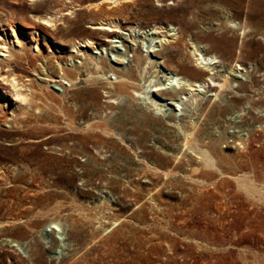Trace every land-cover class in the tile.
Wrapping results in <instances>:
<instances>
[{
	"label": "rangeland",
	"instance_id": "374dc122",
	"mask_svg": "<svg viewBox=\"0 0 264 264\" xmlns=\"http://www.w3.org/2000/svg\"><path fill=\"white\" fill-rule=\"evenodd\" d=\"M109 4L0 0V264H264V0ZM109 17L123 28L107 42L92 23ZM195 33L225 36L230 53H210L230 88L149 102L205 55Z\"/></svg>",
	"mask_w": 264,
	"mask_h": 264
},
{
	"label": "bare ground",
	"instance_id": "6f19581e",
	"mask_svg": "<svg viewBox=\"0 0 264 264\" xmlns=\"http://www.w3.org/2000/svg\"><path fill=\"white\" fill-rule=\"evenodd\" d=\"M108 2L110 3L109 5H112V9H113L121 3V0H108ZM79 3H81V2H79ZM102 4L103 3L92 4V2H91L86 7L84 4H80L79 7L89 9V10L102 11L104 9L102 7ZM76 6H78V5H76ZM74 8H76V7H74ZM63 11H65V10L64 9L57 10L53 16L51 15L49 19H46V22L47 23H54L55 19L60 17L61 14L63 13ZM74 12H77L76 9L74 10ZM92 26L97 28V29H103L102 32L106 35L105 40H107V42H110L112 40V38H115L116 36H118L117 33L119 32V29L123 28L121 26V23H120V20L118 19V17H109V18L103 19L101 21L99 20L98 23H92ZM38 27L39 26H34V30H38ZM137 27L139 28V26H137ZM131 28L132 27L130 26L129 29H131ZM194 37H195V42L203 43V44H206L208 46V49H207V52L205 53V55L201 54V53H199V56H197V54H193L196 56L195 57L196 58L195 65H181V64H179V65H176V67L173 68L174 70L169 75L165 76V78H164V76L159 77V80L163 81L164 83L167 80L169 82L167 83V85H165L163 83L164 86H161L159 83H155L152 86V88L150 86L151 89L149 90L148 93H150L152 95L150 96V98L148 97L149 95L147 96L149 102L153 103L152 101L156 100V98H158L159 101L160 100L164 101L166 99L167 100L172 99V100H175L176 102L182 103L183 101H187L189 97H191V99L193 101H196L198 99V97L200 96V93H202V92H207V93L208 92H210V93L214 92L213 95L216 96L220 91H223V90L230 88V85L232 83L231 80H235V76L234 75L231 76L230 74H232V73H228V75H225V74H222L221 70H216V68L213 65L215 63V59H220V58L222 59L223 56L222 55L218 56L217 54L211 55V53H210V52H212V49L218 50L219 47H220V49H225V52L230 53L231 49L226 47V45L228 43L226 41L225 36H222V38H221L222 40H220V41L215 40L211 37L209 42H205L204 39L201 37V35H199L198 33H195ZM212 40L214 41L213 44H211ZM93 45H94V42L92 41V39L77 40L76 42L72 43L70 50L75 51L77 49L87 48V47H90ZM177 46H178V42L176 41V43L174 45H172L171 49H169L165 53H162L163 58L166 59V65H174L175 64L174 58L170 59L168 57H169V53L177 50V49H175V48H178ZM221 51H223V50H221ZM217 53H219V52H217ZM197 57H199V58H197ZM206 57H208L209 59ZM198 60L200 61V63L198 62ZM233 61L234 60H232L231 62L230 61L227 62V66H229L227 68L230 69L231 71L233 70V67H232ZM197 64H199V66ZM179 66L182 68L180 71L176 70V69H178L177 67H179ZM8 73H9V75L7 76L8 78L10 76H12V77L14 76L13 72H8ZM150 76L148 78H150ZM118 77H116V78H118ZM120 77L126 78V79H131L130 76H127V75H122ZM155 78H157V76ZM163 78H164V80H162ZM12 81H15V77L12 78ZM12 87L14 90L12 92V94L16 98L15 99V105L22 107L23 103H25L27 101V98H26L27 96L21 90L17 89L18 86L12 84ZM238 88H240L241 90L244 91V89L246 88V84L239 81ZM111 92L112 91H108V93H111ZM4 99H5V97L0 93V105H2V100H4ZM232 101H234V99ZM261 102H263V101L260 100L259 102H253V104L256 105V104L261 103ZM5 103H7V101H5ZM111 103L113 104L114 100H112ZM174 116L176 117V116H178V114L175 113ZM187 136H188V140H197V137H198V135H196L192 132L188 133ZM186 144H188V142ZM202 156H200V159L202 158V160L204 161V163L206 164V166L208 168L218 170L217 163H216L215 159L213 158V156L210 155V151L202 150ZM30 167H32V166L30 165ZM219 174L224 176L225 173H222L221 171H219ZM232 178H235V177L232 176ZM245 178H246V180H248L250 182L256 181L255 175H251V176H248ZM87 217H89V216L87 215ZM10 219L11 220H17L16 218H10ZM49 224H51V223H49ZM55 226H56V224H55ZM31 243H33V244H30V247L33 248V251L35 252L33 255H35L36 258H38L39 260H43V258H42L43 257V250H42L43 245H42V243L40 241H37V240H35L34 242H31ZM54 243H57L56 239L54 240Z\"/></svg>",
	"mask_w": 264,
	"mask_h": 264
}]
</instances>
